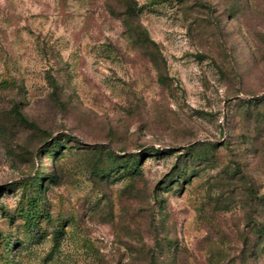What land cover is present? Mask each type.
<instances>
[{"label": "rangeland", "instance_id": "obj_1", "mask_svg": "<svg viewBox=\"0 0 264 264\" xmlns=\"http://www.w3.org/2000/svg\"><path fill=\"white\" fill-rule=\"evenodd\" d=\"M0 264H264V0H0Z\"/></svg>", "mask_w": 264, "mask_h": 264}, {"label": "trees", "instance_id": "obj_2", "mask_svg": "<svg viewBox=\"0 0 264 264\" xmlns=\"http://www.w3.org/2000/svg\"><path fill=\"white\" fill-rule=\"evenodd\" d=\"M126 12L131 19L136 16V8L133 5H129L127 7ZM129 23H128L129 29L131 30V32L137 35L138 41H142L146 43L148 47H152L154 43L151 41L150 37L148 36L147 31L144 30V28L141 25H133L132 23L130 24ZM15 114L17 115L21 123L26 125H32V123L28 120V118L20 110H18V108H15Z\"/></svg>", "mask_w": 264, "mask_h": 264}]
</instances>
